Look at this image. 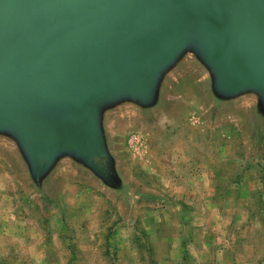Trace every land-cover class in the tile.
Segmentation results:
<instances>
[{"label": "rangeland", "instance_id": "obj_1", "mask_svg": "<svg viewBox=\"0 0 264 264\" xmlns=\"http://www.w3.org/2000/svg\"><path fill=\"white\" fill-rule=\"evenodd\" d=\"M258 100H217L186 53L156 105L104 111L118 189L68 156L37 186L0 135V264H264Z\"/></svg>", "mask_w": 264, "mask_h": 264}, {"label": "water", "instance_id": "obj_2", "mask_svg": "<svg viewBox=\"0 0 264 264\" xmlns=\"http://www.w3.org/2000/svg\"><path fill=\"white\" fill-rule=\"evenodd\" d=\"M186 53L264 119V0H0V135L37 186L68 156L118 189L104 111L156 105Z\"/></svg>", "mask_w": 264, "mask_h": 264}]
</instances>
